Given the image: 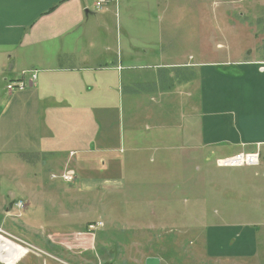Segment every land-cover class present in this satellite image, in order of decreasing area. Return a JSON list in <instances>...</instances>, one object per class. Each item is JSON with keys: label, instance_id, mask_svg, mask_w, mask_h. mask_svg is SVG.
I'll return each instance as SVG.
<instances>
[{"label": "crops", "instance_id": "crops-1", "mask_svg": "<svg viewBox=\"0 0 264 264\" xmlns=\"http://www.w3.org/2000/svg\"><path fill=\"white\" fill-rule=\"evenodd\" d=\"M160 1L163 0H110L105 8L96 11L94 0H0V154L17 151L36 157L56 172L71 168L76 181H83L84 190L62 189L59 199H91L93 194L101 193L97 194L101 201L90 200L86 204L87 208L94 207L95 213L106 214V222L109 219L114 223L119 220L117 217H123L128 222L141 223L154 211L148 205L144 207L143 201L165 205L179 199L181 191L171 184L167 187L166 182L173 178L163 172L162 166L152 173L146 169L137 172L141 159L137 153L144 149L193 151L211 147L216 159L257 152V166L264 167V53L253 45L256 29L237 33L249 41V47L227 56L213 52V60L202 62L196 79L189 81L183 76V83H190L196 92L188 95L184 101L186 110L178 119L173 121L170 112L160 107L153 112L143 109V114L153 120L154 132L147 134L145 141L135 142L139 146H130L128 155L112 153L126 140L111 127L122 113V103L131 102L132 118L137 115L134 110L142 107L139 103L143 96L135 92L142 82L134 81L132 71L141 68L137 66L141 59L162 61L165 55L163 50L155 53L143 49L141 53L140 45H136L137 28L146 39L155 34L149 29H154L150 14L152 8L161 5ZM231 3L228 9L233 8ZM243 7L258 11V21L264 23V0H252ZM223 16L231 21L224 13H217V22H223ZM238 16L250 17V21L256 17L244 15L241 10ZM140 17H144L143 23L138 20ZM226 26L235 27L230 23ZM230 31L234 33L236 29ZM155 39L157 46L162 44L161 38ZM171 50L165 55H174V64L170 65H184L178 60L180 55ZM33 73L36 77L30 79ZM172 77L168 73L165 78ZM21 79L30 81L24 90H6L8 81ZM125 81L132 85L128 95L123 89ZM152 91L161 97L172 93L169 86L163 90L152 86ZM193 95L195 99L188 106V98ZM130 133L135 134L133 129ZM247 177L236 178L243 183L236 186L246 187ZM254 186L251 179L248 196L255 200L250 211L247 205L243 209V219H232V202L206 229L202 217H197L195 229L205 230L200 244L206 257L217 261L264 260V181ZM104 191L108 198L103 196ZM232 195L229 189L228 198L232 199ZM136 201L138 208L132 215L127 207ZM98 204L102 205L100 210ZM175 209L171 205L163 207L169 215L164 222L179 221L187 232V216ZM95 218H87L85 224ZM69 233L74 232L56 233L57 245L70 248L66 238ZM90 245L95 248L96 239ZM100 245L104 251L106 243L101 241ZM148 257L157 256H145L144 261ZM52 259L50 264H70L66 259Z\"/></svg>", "mask_w": 264, "mask_h": 264}, {"label": "rangeland", "instance_id": "rangeland-1", "mask_svg": "<svg viewBox=\"0 0 264 264\" xmlns=\"http://www.w3.org/2000/svg\"><path fill=\"white\" fill-rule=\"evenodd\" d=\"M251 1L233 0L231 3L230 0H163L160 1L161 5L152 8L150 16L154 29L150 27L149 29L154 30L155 34L146 39L145 34L137 28L135 30L138 33L136 45L137 43L140 45L141 53L143 49L147 51L150 49L155 53L163 50L166 55V52L174 49L173 51L180 55L178 60L184 65L178 67L170 65L174 64V55H164L162 61L152 57L141 59L137 65L141 68L132 72L135 76L134 81L142 82L135 91L143 96L142 102L139 103L142 107L138 106V109L134 110L137 114L135 118H132L131 102L125 100L122 103V113L119 109L117 110L120 115L116 121L112 122L111 127L122 133L126 140L118 146L122 152L117 148L112 151L113 154L128 155L130 146H139L135 142L145 141L147 134L154 132L153 120L148 118L149 115L143 114V109L150 108V112H153L160 107L170 112L173 121L175 118L178 119L179 115L186 110L184 101L191 92L192 94L193 91L196 92L190 83L187 85L183 83V76L186 75L189 81L196 79L202 62L213 60V52L219 56L220 54L227 56L229 53L233 54L236 49L242 50L244 47H249V41L237 35L238 31L241 34L242 29L247 31L256 29L257 38L253 39V45L256 50L264 53V23L258 21V11L251 9L248 11L247 7H243ZM230 3L233 8L228 9L227 6ZM239 10L244 15L251 14L256 17H253L251 21L250 17L242 16L241 18L238 16ZM117 11L119 23V9ZM217 13H224L231 21H226V16H223L224 21L217 22ZM138 20L143 23L144 17ZM229 23L235 27L226 26ZM229 28L236 29L235 34ZM155 37L161 38V45L157 46L158 40ZM147 41L149 45L146 44ZM168 73L173 75L170 80L165 78ZM151 78L154 81H151ZM152 86L161 87V90L169 86L172 91L171 96H159L152 91ZM123 89L128 95L132 85L126 84L125 81ZM194 99V95L188 98V106ZM130 129L135 132L134 136L132 133L129 134ZM173 145H175L174 142ZM137 154L141 156L137 172H144L146 169L147 173H152L157 167L162 166L163 172L171 174L173 178L170 183L166 182L167 187L169 188L171 184V187L181 191L180 197L174 198L172 203L167 202L168 204L165 205L160 202L143 201L144 207L148 205L150 210L154 211L146 215L141 223H131L123 217H117L116 220H119L111 223L109 219L106 222L108 218L105 217L106 214L95 213L94 207L87 208L86 203L90 200L101 201L97 195L101 193L93 194L91 199L84 196L59 199L58 192L62 189L84 190L81 178L71 183L58 178L52 179L51 174L61 172L52 170L47 163H44V160L28 157L17 151L10 154L1 153L0 236L26 249L25 255L13 264H50L49 262L53 261L52 258L66 259L70 264H145L144 257L153 255L160 258L159 264H264L262 259L261 261L257 259L217 261L206 257L201 251L200 244L201 235L205 230L195 229L197 217H202V226L206 229L227 210L230 202L233 204L232 219H243V209L247 205L250 211V205L255 200L248 196L251 179L255 186L264 181L263 166L236 168L218 165L217 159L228 155L216 159L211 147L193 151L190 149L188 151L144 149L141 154ZM228 175L230 179H227ZM244 175H248L245 181L246 187L236 186L237 183H242L236 178ZM229 189L233 192L232 199L228 198ZM82 193L76 196H81ZM103 196L108 198L109 194L104 191ZM17 201L23 202L22 207L17 206L15 203ZM137 202L127 207L132 215L138 208ZM169 205L176 208L178 213L181 211L182 215L187 216L189 228L187 232L179 221L177 224L169 220L164 222V218L166 219L169 215L163 207ZM101 208L102 205L98 204V209ZM262 211L264 212V207ZM94 215L95 220L85 224L87 218ZM97 221L102 222L103 225L97 226L93 231L89 230L88 224ZM63 232H74L66 237L70 248L57 245L58 238H54V235ZM93 239L97 242L95 248L90 245ZM101 241L106 243L104 251H101ZM57 248L61 252H58ZM109 260H113L114 263L108 262ZM0 264L5 263L0 260Z\"/></svg>", "mask_w": 264, "mask_h": 264}, {"label": "built area", "instance_id": "built-area-1", "mask_svg": "<svg viewBox=\"0 0 264 264\" xmlns=\"http://www.w3.org/2000/svg\"><path fill=\"white\" fill-rule=\"evenodd\" d=\"M110 0H94L95 4V10L100 11L108 4ZM36 77V74L33 73L31 75L30 79H34ZM30 84V81L25 80H11L8 81L6 84V90L8 92L12 91H20L24 90L26 87H28ZM218 165L221 166H227V167H241V166H256L259 164V154L257 152H239L235 153L233 155L217 159ZM52 179H61L64 182L71 183L74 180H76V174L71 169L66 167L61 173L59 174H51L50 176ZM18 207H22L23 202L17 201L15 202ZM103 225L102 222H91L88 224L89 230H95L97 226L101 227Z\"/></svg>", "mask_w": 264, "mask_h": 264}, {"label": "bare ground", "instance_id": "bare-ground-1", "mask_svg": "<svg viewBox=\"0 0 264 264\" xmlns=\"http://www.w3.org/2000/svg\"><path fill=\"white\" fill-rule=\"evenodd\" d=\"M26 253V249L0 236V260L5 264H13Z\"/></svg>", "mask_w": 264, "mask_h": 264}, {"label": "water", "instance_id": "water-1", "mask_svg": "<svg viewBox=\"0 0 264 264\" xmlns=\"http://www.w3.org/2000/svg\"><path fill=\"white\" fill-rule=\"evenodd\" d=\"M145 264H159V259L157 257H148L145 259Z\"/></svg>", "mask_w": 264, "mask_h": 264}]
</instances>
